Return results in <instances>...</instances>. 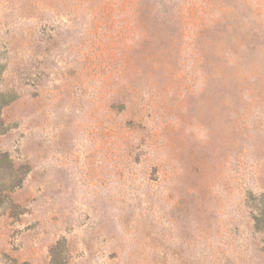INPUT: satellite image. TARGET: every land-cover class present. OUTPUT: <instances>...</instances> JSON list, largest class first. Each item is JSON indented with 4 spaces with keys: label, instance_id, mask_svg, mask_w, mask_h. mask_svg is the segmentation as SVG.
Instances as JSON below:
<instances>
[{
    "label": "rangeland",
    "instance_id": "1",
    "mask_svg": "<svg viewBox=\"0 0 264 264\" xmlns=\"http://www.w3.org/2000/svg\"><path fill=\"white\" fill-rule=\"evenodd\" d=\"M0 264H264V0H0Z\"/></svg>",
    "mask_w": 264,
    "mask_h": 264
}]
</instances>
